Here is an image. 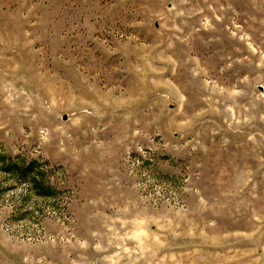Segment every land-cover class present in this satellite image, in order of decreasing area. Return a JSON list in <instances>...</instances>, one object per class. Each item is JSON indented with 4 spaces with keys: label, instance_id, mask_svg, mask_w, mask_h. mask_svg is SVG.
<instances>
[{
    "label": "rangeland",
    "instance_id": "obj_1",
    "mask_svg": "<svg viewBox=\"0 0 264 264\" xmlns=\"http://www.w3.org/2000/svg\"><path fill=\"white\" fill-rule=\"evenodd\" d=\"M0 161V264H264V0H0Z\"/></svg>",
    "mask_w": 264,
    "mask_h": 264
},
{
    "label": "trees",
    "instance_id": "obj_2",
    "mask_svg": "<svg viewBox=\"0 0 264 264\" xmlns=\"http://www.w3.org/2000/svg\"><path fill=\"white\" fill-rule=\"evenodd\" d=\"M2 161H0L1 164ZM36 162H30L26 166H17L14 163H9L6 165L4 170L8 173L14 174L19 177L24 182L33 186L37 190L40 196L51 197L54 193L51 191L50 187L45 186L42 182L39 181V176H42V173L36 167ZM43 184V185H42Z\"/></svg>",
    "mask_w": 264,
    "mask_h": 264
},
{
    "label": "bare ground",
    "instance_id": "obj_3",
    "mask_svg": "<svg viewBox=\"0 0 264 264\" xmlns=\"http://www.w3.org/2000/svg\"><path fill=\"white\" fill-rule=\"evenodd\" d=\"M220 51V50H219ZM223 51V50H222ZM221 55V54H220ZM181 67V66H180ZM188 68V67H187ZM179 70V69H178ZM229 78V77H228ZM172 79V78H171ZM174 79V78H173ZM177 79V78H176ZM226 91V90H225ZM209 97V96H208Z\"/></svg>",
    "mask_w": 264,
    "mask_h": 264
}]
</instances>
